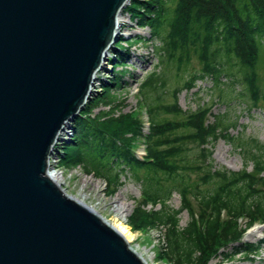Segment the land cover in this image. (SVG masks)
<instances>
[{
  "label": "trees",
  "instance_id": "1",
  "mask_svg": "<svg viewBox=\"0 0 264 264\" xmlns=\"http://www.w3.org/2000/svg\"><path fill=\"white\" fill-rule=\"evenodd\" d=\"M124 11L139 28H149L150 41L159 42L155 54L161 72L149 73L140 86L139 109L146 107L151 120L147 158L139 161L133 155L141 119L138 110L122 112L120 96L128 84L125 76L134 78L127 70L128 52L144 39L119 36L112 71L72 122L73 136L63 143L59 163L81 166L103 179L108 195L124 184L123 177L140 183L141 197L134 200L127 224L140 232L166 228L167 249H155L156 261L209 264L218 256L225 261L240 255L258 258L263 241L242 238L248 226L264 223V143L233 135L237 117L231 120L212 109L217 103H239L248 112L264 113V0H130ZM167 71L182 74L183 80L181 85L175 81L170 103L164 98ZM205 80H212L214 104L184 111L178 95ZM220 139L241 154V170L214 167L212 146ZM173 192L180 195L176 209L167 204ZM184 210L189 220L180 227Z\"/></svg>",
  "mask_w": 264,
  "mask_h": 264
},
{
  "label": "water",
  "instance_id": "2",
  "mask_svg": "<svg viewBox=\"0 0 264 264\" xmlns=\"http://www.w3.org/2000/svg\"><path fill=\"white\" fill-rule=\"evenodd\" d=\"M129 0H0V264H149L47 174Z\"/></svg>",
  "mask_w": 264,
  "mask_h": 264
},
{
  "label": "rangeland",
  "instance_id": "3",
  "mask_svg": "<svg viewBox=\"0 0 264 264\" xmlns=\"http://www.w3.org/2000/svg\"><path fill=\"white\" fill-rule=\"evenodd\" d=\"M129 6V3L126 7ZM126 12V11H125ZM123 12L120 16V28L119 34L126 37L129 41L134 40L135 36H140L144 40L141 44L133 47L129 50L127 59V70L129 73L134 75V78H128L125 76L124 80L127 81V85L125 90L120 94L122 99L125 100L124 108L122 112L127 113L134 110L139 109V103L141 102V93L138 94V88H140L141 83L145 79V77L151 72H161L162 68H158V56L155 54V48L159 45V42L153 40L150 41V34L148 28H138V26L131 22L130 16ZM109 48L108 54L106 56V60L102 63V68L96 74L94 83L91 87L92 91H98V87L100 83L105 78L109 77L111 73V68L114 66V58L115 51L113 50V46ZM117 48H121L119 43L116 44ZM193 67L195 70L199 69V66L195 61H193ZM121 68L119 67L118 70ZM260 73L262 78H264V67L263 64L260 68ZM167 77V86L166 89L169 93L165 95V103L172 102V97L170 92L174 89L175 81L177 82L182 74L176 75L175 71H167L165 74ZM183 80H179V85H181ZM212 88V80H205L203 82H197L196 86L190 91L184 89L178 95V104L184 111L195 110L197 105L205 104L210 106L214 104V93H210L209 89ZM141 108V107H140ZM106 110L107 108H102ZM145 108H142L139 111L140 119L144 121L147 116L145 112L141 115V111ZM97 112V111H96ZM95 112V113H96ZM214 114L218 113H227V118H231V120H236L237 117V125L235 127H231L230 131L235 136H240L241 134L247 137H254L260 140V142L264 143V113L261 111L248 112L242 105L236 103L233 107L223 106V104H215L212 109ZM168 119H171V116H167ZM72 128V122H70L62 133V139L59 141L57 146L53 150V157L50 159L51 167L56 168L59 161V156L61 155L63 145L62 143L69 136L67 133H70ZM146 135L148 132L145 129L140 130V136ZM143 138V137H142ZM64 139V140H63ZM145 144V141L141 138H137L133 142L134 152L140 150L141 146ZM59 155V156H58ZM57 160V161H56ZM212 163L217 169H225L229 172H237L241 170L243 167V160L241 154L237 149L234 148V145L225 141L218 140L212 146ZM251 169V164L248 165V170ZM69 174L65 173L64 178V188L65 191L79 199H82L87 205H90L92 208L96 209L98 213H100L107 221L114 222V219L119 220L120 222H124V216L122 212L125 213V217L130 214L133 206L134 200L140 197V183L133 181L130 178H122L124 184L118 188L114 195H108L106 193V184L102 179L95 178L91 176L90 178L85 176V174ZM63 181V180H62ZM208 186H202V188H209ZM91 197V198H90ZM87 199V200H86ZM94 200V201H93ZM89 201V202H88ZM167 204L176 209L180 206V195L177 192H173L171 198L167 201ZM151 206L148 205V208ZM121 208H123L122 212H120ZM159 208V205L156 206ZM180 221L179 226L184 227L189 220V215L186 210L182 211L179 215ZM244 220L240 221V225H244ZM126 224V223H125ZM127 225V224H126ZM159 230L163 232L164 229L154 228L152 230H148L146 232L135 231L132 233L135 235L134 239L129 242V244L138 250L141 255L150 263V264H164V262L156 261L153 256V251L155 250V246L161 243V240L156 241L157 236L159 237ZM255 231L253 234L252 232ZM262 231V232H261ZM254 236V237H253ZM264 236V224L254 225L252 228L248 229L244 235V240L248 241H258L261 237ZM153 251H152V250ZM210 264H264V243L261 245V251L258 258L253 260H245L243 255L236 257L232 261H225L220 258V256L213 258L210 261Z\"/></svg>",
  "mask_w": 264,
  "mask_h": 264
},
{
  "label": "bare ground",
  "instance_id": "4",
  "mask_svg": "<svg viewBox=\"0 0 264 264\" xmlns=\"http://www.w3.org/2000/svg\"><path fill=\"white\" fill-rule=\"evenodd\" d=\"M124 9H125V7L122 9V11L120 12V14H119V16L117 17V23L119 24V27H118V29H117V32H118V30H119V28H120V16H121V14L123 13V11H124ZM96 77V76H95ZM94 80H95V78H94ZM93 83H94V81H93ZM67 126H65V128H66ZM65 128L63 129V131L61 132V134L60 135H62V133L64 132V130H65ZM54 154V153H53ZM59 156V155H58ZM57 161V160H56ZM61 161V160H60ZM57 176V175H56ZM59 182V181H58ZM64 187V186H63ZM76 199H78V200H80L81 202H84L82 199H79V198H77V197H75ZM91 198V197H90ZM87 200V199H86ZM94 201V200H93ZM89 202V201H88ZM89 206V205H88ZM91 207V206H90ZM92 208V207H91ZM93 209V208H92ZM96 210V209H95ZM122 210H123V208H121V210H120V212H122ZM122 214H123V216L125 215V213L124 212H122ZM123 236H124V238L127 240V242H130V241H132L133 239H134V234L132 233V231L130 230V228H129V226H127L123 221L122 222H120L119 220H117V219H114V222L112 223V222H110ZM255 231H253L252 232V234L254 233ZM262 232V231H261ZM254 237V236H253ZM135 251L137 252V253H139V251L138 250H136L135 249ZM139 254H141V253H139Z\"/></svg>",
  "mask_w": 264,
  "mask_h": 264
},
{
  "label": "built area",
  "instance_id": "5",
  "mask_svg": "<svg viewBox=\"0 0 264 264\" xmlns=\"http://www.w3.org/2000/svg\"><path fill=\"white\" fill-rule=\"evenodd\" d=\"M53 157V156H52ZM51 157V158H52ZM50 158V159H51ZM51 162H50V160H49V171H48V173L51 175V176H53L57 181H59L61 184H64V178H65V176L63 175L64 173H63V170L62 169H59V168H52L51 167ZM80 173H82L81 172V170L79 169V168H77V169H74L73 171H71V172H69V174H80ZM57 175V176H56ZM73 175V176H74ZM85 176H87V177H91V175H85ZM63 180V181H62Z\"/></svg>",
  "mask_w": 264,
  "mask_h": 264
}]
</instances>
